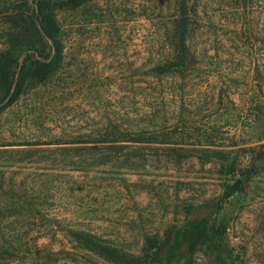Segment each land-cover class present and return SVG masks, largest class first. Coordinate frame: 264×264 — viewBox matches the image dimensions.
Here are the masks:
<instances>
[{"label": "rangeland", "instance_id": "374dc122", "mask_svg": "<svg viewBox=\"0 0 264 264\" xmlns=\"http://www.w3.org/2000/svg\"><path fill=\"white\" fill-rule=\"evenodd\" d=\"M189 6L193 65L157 77L176 0H93L58 14L61 67L0 112V226L20 250L6 264H115L66 229L135 255L148 238L169 239L163 264H264V171L241 183L190 146L70 144L113 126L236 141L264 106V0ZM9 30L0 17V53Z\"/></svg>", "mask_w": 264, "mask_h": 264}, {"label": "trees", "instance_id": "16d2710c", "mask_svg": "<svg viewBox=\"0 0 264 264\" xmlns=\"http://www.w3.org/2000/svg\"><path fill=\"white\" fill-rule=\"evenodd\" d=\"M93 0H0V17L9 26L8 46L0 53V112L12 107L32 86L45 84L61 67L64 60V43L58 14L64 10L79 8ZM190 0H176V16L168 35L170 55L163 63L149 70L152 77L185 74L193 65L190 37L194 19L190 12ZM77 140L93 145L118 147V144H162L170 147H193L207 157L217 159L228 168L227 173L239 174L241 183H247L264 171V106L245 121L236 141L229 146L217 145L211 138L201 135L189 140L181 136L175 140L157 130L128 131L110 127L104 131ZM205 139V140H204ZM207 139V140H206ZM233 148L234 150H226ZM113 149V148H112ZM232 151L242 153L245 162L239 168L236 160L230 162ZM240 186H227L226 197ZM214 230V229H213ZM67 235L79 247L115 264H163V252L170 240L157 237L146 240L142 255L132 254L93 232L66 229ZM214 237L222 234L215 230ZM7 228L0 226V264H6L20 250L8 238ZM199 233V234H198ZM206 235L200 228L197 237ZM9 236V237H8ZM30 251V250H29Z\"/></svg>", "mask_w": 264, "mask_h": 264}]
</instances>
